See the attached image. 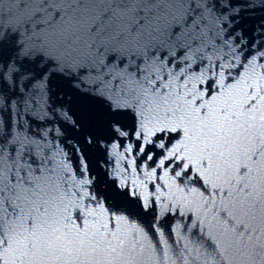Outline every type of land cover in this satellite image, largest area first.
Returning a JSON list of instances; mask_svg holds the SVG:
<instances>
[{
    "label": "water",
    "instance_id": "obj_1",
    "mask_svg": "<svg viewBox=\"0 0 264 264\" xmlns=\"http://www.w3.org/2000/svg\"><path fill=\"white\" fill-rule=\"evenodd\" d=\"M0 264H264V0H0Z\"/></svg>",
    "mask_w": 264,
    "mask_h": 264
}]
</instances>
